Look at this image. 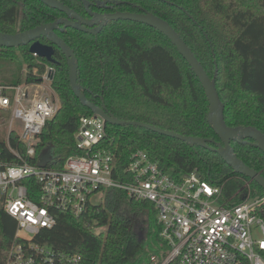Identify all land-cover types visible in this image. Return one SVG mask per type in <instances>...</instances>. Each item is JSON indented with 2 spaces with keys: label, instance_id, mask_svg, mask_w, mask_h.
<instances>
[{
  "label": "trees",
  "instance_id": "trees-1",
  "mask_svg": "<svg viewBox=\"0 0 264 264\" xmlns=\"http://www.w3.org/2000/svg\"><path fill=\"white\" fill-rule=\"evenodd\" d=\"M60 1L84 11L79 0ZM114 1L127 2L118 6L122 11L141 8L167 21L210 78L217 67L216 87L225 105L226 124L252 126L264 134V0ZM59 15L38 0H0V32H23ZM62 37L75 52L78 79L90 101L121 120L219 142L207 121L209 102L199 78L164 34L142 23L120 20L110 22L98 37L71 28ZM18 50L27 67L24 83H39L47 66L54 68L51 88L59 110L40 135L36 160L44 149L53 147V159L46 166L62 169L77 152L74 135L80 117L93 113L73 93L61 50L55 49V64L34 57L27 46L0 47V57ZM231 144L246 165L264 176V154L259 149ZM104 146L114 154L119 172L133 152L144 150L164 170L175 174L197 170L204 180L221 188L223 200L230 204H239L248 195L264 196L255 182L233 173L216 153L144 128L107 125ZM99 195L100 201L89 202L80 217L54 211L55 226L42 229L34 242L79 254L82 264H151L160 229L153 205L115 189ZM31 198L37 201L32 193ZM16 230L17 222L0 201V264H6Z\"/></svg>",
  "mask_w": 264,
  "mask_h": 264
},
{
  "label": "built area",
  "instance_id": "built-area-1",
  "mask_svg": "<svg viewBox=\"0 0 264 264\" xmlns=\"http://www.w3.org/2000/svg\"><path fill=\"white\" fill-rule=\"evenodd\" d=\"M50 70L46 68L39 83H0V126L5 133L0 140V201L17 222L6 264H82L81 255L55 251L34 239L42 229L55 226L54 211L80 217L108 189L155 208L160 229L151 264H264V196L248 195L230 204L221 188L197 170H164L144 150L133 152L119 172L114 154L104 146L107 124L100 116L80 117L74 135L77 152L62 169L41 167L37 146L59 101L33 88L51 83Z\"/></svg>",
  "mask_w": 264,
  "mask_h": 264
},
{
  "label": "water",
  "instance_id": "water-1",
  "mask_svg": "<svg viewBox=\"0 0 264 264\" xmlns=\"http://www.w3.org/2000/svg\"><path fill=\"white\" fill-rule=\"evenodd\" d=\"M38 1L52 10L65 14L68 18H62L51 23L41 24L16 34H4L0 32V47L11 49L29 46V52L31 54H36L40 58H44L48 62L54 63V48L52 46L44 45L39 41L40 38H46L64 53L69 64V81L71 89L75 96L79 99L81 104L89 108L94 115L102 117L107 125H130L140 127L163 136L180 140L185 142L190 147H201L212 151L232 169L233 173L249 178L264 192V176L260 172H257L246 165L237 156L231 144L232 142H237L239 144L250 145L259 149L264 154V134L259 129L252 126L229 127L226 124L225 105L221 101L216 87L218 73L217 67L213 78H210L202 64L192 52L191 48L167 21L141 8H138V12L116 11L115 13L100 15L93 13L90 10V2L88 0H80L85 5L89 15L93 17L91 20H85L78 13H76L75 10L71 9L59 0ZM125 3L127 2L112 1V5L110 7H113V5H123ZM101 5H104V3H101ZM120 20L145 24L158 30L173 42L178 52L190 64L205 90V94L209 102L207 121L215 134L218 136L219 142L204 138L184 136L144 122L121 120L113 114L107 112L105 106H99L86 97V89L80 84L78 79L79 65L75 52L60 36H58V34H56V31L64 32L67 28H72L74 30L96 35L100 33L103 28L108 25V23ZM61 25L63 27H61ZM93 26H96V28L92 29ZM53 75L54 70H50L48 78L52 80ZM209 144H214V147ZM52 149L53 147H48L41 152L39 164L41 167H45L49 161H52Z\"/></svg>",
  "mask_w": 264,
  "mask_h": 264
},
{
  "label": "rangeland",
  "instance_id": "rangeland-1",
  "mask_svg": "<svg viewBox=\"0 0 264 264\" xmlns=\"http://www.w3.org/2000/svg\"><path fill=\"white\" fill-rule=\"evenodd\" d=\"M26 69L27 67L21 51L18 50L5 54L4 57H0V83L3 85H9L10 83L11 85L24 84ZM43 87L33 88V90H38L41 94L49 95L53 99L58 100L51 88V83H45ZM4 135L3 127L0 126V140H4ZM100 199L101 196H96L94 202H98ZM156 252H158L157 247L153 253Z\"/></svg>",
  "mask_w": 264,
  "mask_h": 264
},
{
  "label": "flooded vegetation",
  "instance_id": "flooded-vegetation-1",
  "mask_svg": "<svg viewBox=\"0 0 264 264\" xmlns=\"http://www.w3.org/2000/svg\"><path fill=\"white\" fill-rule=\"evenodd\" d=\"M60 1V0H59ZM80 1V0H79ZM90 2V10L93 12V13H96V14H100V15H105V14H111V13H115L116 11H120V12H124L122 10H120L118 6H115L113 5V7H110L112 5V2L110 0H88ZM114 1V0H112ZM81 2V1H80ZM82 3V2H81ZM101 3H104V5H101ZM83 7H84V11L83 13L81 12H78L76 11V13H78L83 19L85 20H91L93 17L89 15V13L87 12L86 8H85V5L82 3ZM72 9V8H71ZM74 10V9H73ZM56 11V10H55ZM58 12V11H57ZM59 16H56L53 20L51 21H48V22H45V23H42V24H47V23H51V22H54L58 19H62V18H68L65 14L61 13V12H58ZM110 23H108L109 25ZM41 25V24H40ZM106 25V26H108ZM61 27H63L61 25ZM96 28V26H93L92 29ZM106 27L103 28V30L105 29ZM70 29V28H67L66 31ZM72 29V28H71ZM29 30V29H28ZM102 30V31H103ZM66 31L64 32H60V31H56V34H58V36H60L63 40L64 38L62 37V34L65 33ZM78 31V30H77ZM102 31L98 34H90V33H86V32H83V33H86L88 35H91L93 37H98L99 34L102 33ZM82 32V31H80ZM40 43L44 44V45H48V46H52L54 48V53H55V49H59L57 46L53 45L49 40H47L46 38H40L39 39ZM65 41V40H64ZM29 48V46H27ZM61 50V49H59ZM62 52V50H61ZM63 53V52H62ZM64 54V53H63ZM65 56V55H64ZM39 57V56H38ZM66 58V57H65ZM44 59V58H43ZM53 59H54V55H53ZM46 60V59H45ZM67 60V59H66ZM47 61V60H46ZM48 62V61H47ZM50 63V62H49ZM68 63V61H67ZM52 64H55V59H54V63ZM47 67H51V66H47ZM68 67H69V64H68ZM52 70H54L53 67H51ZM49 74V72H48Z\"/></svg>",
  "mask_w": 264,
  "mask_h": 264
}]
</instances>
